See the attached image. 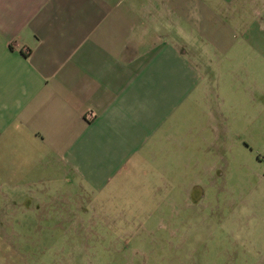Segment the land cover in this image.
<instances>
[{
    "label": "crops",
    "instance_id": "1",
    "mask_svg": "<svg viewBox=\"0 0 264 264\" xmlns=\"http://www.w3.org/2000/svg\"><path fill=\"white\" fill-rule=\"evenodd\" d=\"M237 30L264 54V0H0V193L167 192L216 128L185 39Z\"/></svg>",
    "mask_w": 264,
    "mask_h": 264
},
{
    "label": "rangeland",
    "instance_id": "2",
    "mask_svg": "<svg viewBox=\"0 0 264 264\" xmlns=\"http://www.w3.org/2000/svg\"><path fill=\"white\" fill-rule=\"evenodd\" d=\"M244 39H185L213 82L216 128L169 165L167 192L0 193V264H264V54Z\"/></svg>",
    "mask_w": 264,
    "mask_h": 264
}]
</instances>
